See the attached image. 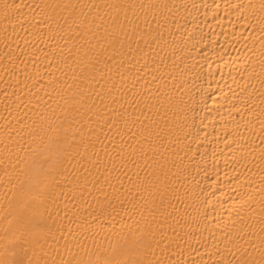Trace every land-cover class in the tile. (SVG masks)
<instances>
[{"label": "bare ground", "instance_id": "6f19581e", "mask_svg": "<svg viewBox=\"0 0 264 264\" xmlns=\"http://www.w3.org/2000/svg\"><path fill=\"white\" fill-rule=\"evenodd\" d=\"M0 264H264V0H0Z\"/></svg>", "mask_w": 264, "mask_h": 264}]
</instances>
